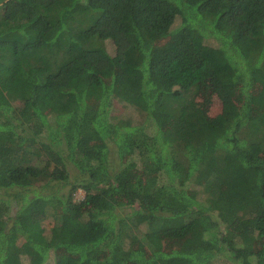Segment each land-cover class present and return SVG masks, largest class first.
Here are the masks:
<instances>
[{"label":"trees","instance_id":"1","mask_svg":"<svg viewBox=\"0 0 264 264\" xmlns=\"http://www.w3.org/2000/svg\"><path fill=\"white\" fill-rule=\"evenodd\" d=\"M0 191V264H264V0H0Z\"/></svg>","mask_w":264,"mask_h":264},{"label":"rangeland","instance_id":"2","mask_svg":"<svg viewBox=\"0 0 264 264\" xmlns=\"http://www.w3.org/2000/svg\"><path fill=\"white\" fill-rule=\"evenodd\" d=\"M178 22V20H176ZM106 47L110 52H113L112 45L107 42ZM121 76V72L117 73V77ZM195 103L199 105L206 114L211 117L214 116L220 109V103L213 91H211L209 85L202 86L199 88L195 93ZM112 114L120 117H131L133 119L138 118V114L136 111H134L130 106H124L122 104H119L118 102H115L114 108L112 111ZM71 173L73 174L74 171L72 170ZM131 180L133 183H140L143 180L142 175L139 174L138 171L132 172ZM68 186L61 188V191H66ZM1 192V191H0ZM84 196V191L82 189H78L76 192H74V198L75 199H82ZM48 221H45V226H47ZM141 231L144 230V227L141 226ZM47 234V233H46ZM141 234V233H139ZM154 237V236H153ZM144 243V242H140ZM180 242L176 241L172 238H165L162 236L154 237L148 241V243L139 245V249L141 252L146 256L150 253L151 248H156L163 251H171L173 249H176L179 246ZM60 251H65L61 249ZM225 258H219L215 261L214 264H230L229 261H225ZM22 264H29L26 257H23ZM49 264H52V261L49 262Z\"/></svg>","mask_w":264,"mask_h":264}]
</instances>
